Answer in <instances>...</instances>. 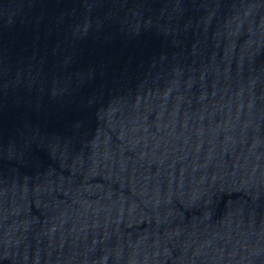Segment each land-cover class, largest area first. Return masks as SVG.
Masks as SVG:
<instances>
[{"label": "water", "instance_id": "obj_1", "mask_svg": "<svg viewBox=\"0 0 264 264\" xmlns=\"http://www.w3.org/2000/svg\"><path fill=\"white\" fill-rule=\"evenodd\" d=\"M0 264H264V0H0Z\"/></svg>", "mask_w": 264, "mask_h": 264}]
</instances>
